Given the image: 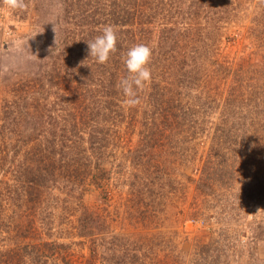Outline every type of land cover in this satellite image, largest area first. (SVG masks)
I'll use <instances>...</instances> for the list:
<instances>
[{
	"label": "rangeland",
	"instance_id": "rangeland-1",
	"mask_svg": "<svg viewBox=\"0 0 264 264\" xmlns=\"http://www.w3.org/2000/svg\"><path fill=\"white\" fill-rule=\"evenodd\" d=\"M199 2L192 34L156 15L101 65L75 1L0 0V264H264V0ZM159 36L197 45L165 57Z\"/></svg>",
	"mask_w": 264,
	"mask_h": 264
},
{
	"label": "trees",
	"instance_id": "trees-1",
	"mask_svg": "<svg viewBox=\"0 0 264 264\" xmlns=\"http://www.w3.org/2000/svg\"><path fill=\"white\" fill-rule=\"evenodd\" d=\"M75 3L73 4L75 7L74 13H69V11L64 12L65 18H72L77 21V27L79 30H84V33L87 34L88 39L89 38H95L98 35L102 34L103 27L105 25H113L115 26L116 30L121 33H127L129 31V28L133 32V40L131 43L134 42H143L145 40H148L149 42L151 40V36L148 35L149 29L148 27L152 23V17L155 19L156 15H162L161 17H168L171 23L177 27L178 21H182L186 24H188L184 31H187V33H191V30L194 25H191L192 22L195 24L198 20L199 13H205L203 10H200L201 3L199 0L195 3L193 0H73ZM210 1V0H209ZM150 3H156L155 4V11L150 14V12L147 14L145 12V8H147L148 4ZM200 3V4H199ZM147 6V7H146ZM85 7H88V9H85ZM92 8L93 10L88 11L89 8ZM151 10V8H150ZM181 16V19H177V16ZM154 25V24H153ZM128 30H125L127 29ZM189 28V29H187ZM172 33L174 32V28L165 29L164 31L168 32L169 30ZM83 32V31H81ZM192 34V33H191ZM161 36L155 39L153 37L152 43H157V45L164 44L167 42V49L165 48V57H174L170 55L169 53H174L175 48L177 49V52H185L186 49L191 47V43H193V46L196 44L195 41H188L186 43H181L177 40L171 39V43H168L170 37L166 36L162 37V40L160 39ZM192 39V38H191ZM124 40L117 41V48L118 50H123L124 45H127V41L123 42ZM197 45V44H196ZM117 50V51H118ZM193 50V48H192ZM197 51L193 55H196ZM158 57V55H154ZM15 261H18L15 257L12 255H8L6 258L2 259V262L4 264L13 263Z\"/></svg>",
	"mask_w": 264,
	"mask_h": 264
},
{
	"label": "clouds",
	"instance_id": "clouds-1",
	"mask_svg": "<svg viewBox=\"0 0 264 264\" xmlns=\"http://www.w3.org/2000/svg\"><path fill=\"white\" fill-rule=\"evenodd\" d=\"M3 4L12 10H25V0H3ZM88 55L101 65L106 64L111 54L117 51V30L113 25H105L102 34L86 42ZM152 49L146 44H135L127 52L124 64L128 75L123 77L117 87L125 97L123 106L133 108L139 105L138 92L151 81L152 72L149 67L152 59Z\"/></svg>",
	"mask_w": 264,
	"mask_h": 264
}]
</instances>
